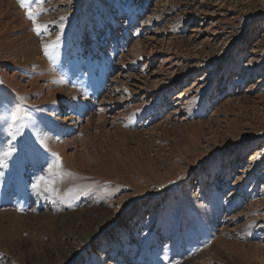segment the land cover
Listing matches in <instances>:
<instances>
[{
    "label": "rangeland",
    "instance_id": "1",
    "mask_svg": "<svg viewBox=\"0 0 264 264\" xmlns=\"http://www.w3.org/2000/svg\"><path fill=\"white\" fill-rule=\"evenodd\" d=\"M26 6L0 0V152L47 162L0 157V264H264V0Z\"/></svg>",
    "mask_w": 264,
    "mask_h": 264
},
{
    "label": "snow or ice",
    "instance_id": "2",
    "mask_svg": "<svg viewBox=\"0 0 264 264\" xmlns=\"http://www.w3.org/2000/svg\"><path fill=\"white\" fill-rule=\"evenodd\" d=\"M20 6L23 8H26L25 15L26 17L34 21V14L31 11L30 6H26V0H19ZM61 20H64L65 17H60ZM33 31H36L37 34H39V29L34 27ZM59 37H57V40ZM53 47L55 46L54 44L52 45ZM48 49L49 46H45V55H48ZM19 112L20 109L19 107H16L14 110L11 111L10 113V119L13 123H16L19 119ZM2 119V117H0ZM24 125H21V128H23ZM19 131V130H18ZM20 136L22 137L21 139L18 140L17 135L13 134L11 136V141L12 143L2 152H0V157L3 158H8L13 156L14 153L17 154V159L21 162L24 163L27 161L29 158L30 154H37L40 162L45 163L47 162V150H46V145L43 144L39 139H36L33 134H29V136L25 137L23 133H20ZM54 157V160L51 164L48 165L47 171L51 173L52 169H59L61 167V159L58 154L52 153L51 154ZM8 167L6 162H0V168H6ZM3 173H0V176H2ZM41 184L45 186V190H51V184L52 182L45 176V175H38L35 177V182L32 183L31 187L33 189H38Z\"/></svg>",
    "mask_w": 264,
    "mask_h": 264
}]
</instances>
